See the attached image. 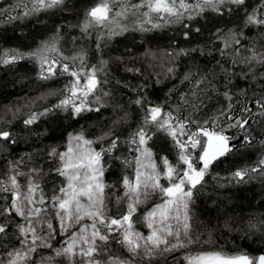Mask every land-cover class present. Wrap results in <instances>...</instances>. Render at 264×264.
Returning a JSON list of instances; mask_svg holds the SVG:
<instances>
[{
    "label": "snow or ice",
    "instance_id": "snow-or-ice-1",
    "mask_svg": "<svg viewBox=\"0 0 264 264\" xmlns=\"http://www.w3.org/2000/svg\"><path fill=\"white\" fill-rule=\"evenodd\" d=\"M0 264H264V0H0Z\"/></svg>",
    "mask_w": 264,
    "mask_h": 264
},
{
    "label": "trees",
    "instance_id": "trees-1",
    "mask_svg": "<svg viewBox=\"0 0 264 264\" xmlns=\"http://www.w3.org/2000/svg\"><path fill=\"white\" fill-rule=\"evenodd\" d=\"M3 74L2 73H0V76H2Z\"/></svg>",
    "mask_w": 264,
    "mask_h": 264
}]
</instances>
